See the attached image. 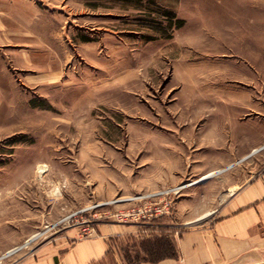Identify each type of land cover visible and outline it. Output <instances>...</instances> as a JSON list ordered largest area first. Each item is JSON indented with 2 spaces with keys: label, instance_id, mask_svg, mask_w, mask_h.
I'll return each mask as SVG.
<instances>
[{
  "label": "rangeland",
  "instance_id": "374dc122",
  "mask_svg": "<svg viewBox=\"0 0 264 264\" xmlns=\"http://www.w3.org/2000/svg\"><path fill=\"white\" fill-rule=\"evenodd\" d=\"M0 10V264L102 224L150 258L142 237L204 227L264 171V0Z\"/></svg>",
  "mask_w": 264,
  "mask_h": 264
},
{
  "label": "crops",
  "instance_id": "0c3cea01",
  "mask_svg": "<svg viewBox=\"0 0 264 264\" xmlns=\"http://www.w3.org/2000/svg\"><path fill=\"white\" fill-rule=\"evenodd\" d=\"M0 23L2 31L1 17ZM228 192L219 200L213 222L202 228L172 232L169 238L176 258L129 263L115 252L114 244L130 233L118 225L102 224L91 237L75 241H71L74 233L69 231L55 244L39 249L18 264H264V171Z\"/></svg>",
  "mask_w": 264,
  "mask_h": 264
},
{
  "label": "trees",
  "instance_id": "16d2710c",
  "mask_svg": "<svg viewBox=\"0 0 264 264\" xmlns=\"http://www.w3.org/2000/svg\"><path fill=\"white\" fill-rule=\"evenodd\" d=\"M143 248L144 251L149 253L150 258L147 259H140V260H128L129 263H136L140 261H150V262H157L159 260L167 259V258H176L177 253L175 250L174 243L172 242L171 238L167 236H161L154 239L143 240ZM149 248V249H148Z\"/></svg>",
  "mask_w": 264,
  "mask_h": 264
},
{
  "label": "bare ground",
  "instance_id": "6f19581e",
  "mask_svg": "<svg viewBox=\"0 0 264 264\" xmlns=\"http://www.w3.org/2000/svg\"><path fill=\"white\" fill-rule=\"evenodd\" d=\"M258 150H259V149L254 150V151L252 152V154H253V153H256ZM220 172H221V171L218 170V171H214V172L208 173L207 175L202 176L201 178H199L197 181L193 182L192 184H195V183H198V182L205 181V180H207V179H209V178H211V177H213V176H215V175H218ZM189 185H191V184H189ZM189 185H187V186H189ZM187 186H184V187H187ZM209 215H210V213L204 214V215L201 216L199 219H197V221L202 220V219H205V218L208 217ZM37 237H38L37 235L34 236V237H32V238L28 241V243H29V242H32V241L35 240ZM15 251H17V250L15 249V250H11V251H9V252L6 253L5 255H3V258L6 257V256H9L10 254H13Z\"/></svg>",
  "mask_w": 264,
  "mask_h": 264
},
{
  "label": "built area",
  "instance_id": "2783aa9c",
  "mask_svg": "<svg viewBox=\"0 0 264 264\" xmlns=\"http://www.w3.org/2000/svg\"><path fill=\"white\" fill-rule=\"evenodd\" d=\"M161 194H165V193H161ZM91 231L93 232V230H91ZM89 234H90V231H89L88 234H85V235H88V236H89ZM28 241H29V240H28ZM28 241L25 243L26 245H28V244L31 243V242L28 243ZM33 241H34V240H33ZM26 245H25V246H26ZM25 246H24V247H25ZM18 249L20 250L21 248H17L16 250H18Z\"/></svg>",
  "mask_w": 264,
  "mask_h": 264
}]
</instances>
